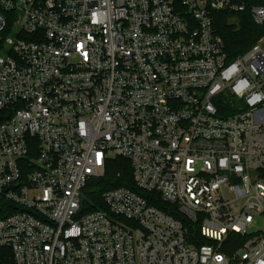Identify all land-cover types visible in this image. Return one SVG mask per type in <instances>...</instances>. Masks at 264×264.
<instances>
[{
    "label": "built area",
    "instance_id": "1",
    "mask_svg": "<svg viewBox=\"0 0 264 264\" xmlns=\"http://www.w3.org/2000/svg\"><path fill=\"white\" fill-rule=\"evenodd\" d=\"M246 6L0 0L2 261L264 264V46L215 29ZM115 158L167 211L126 187L85 211Z\"/></svg>",
    "mask_w": 264,
    "mask_h": 264
},
{
    "label": "trees",
    "instance_id": "2",
    "mask_svg": "<svg viewBox=\"0 0 264 264\" xmlns=\"http://www.w3.org/2000/svg\"><path fill=\"white\" fill-rule=\"evenodd\" d=\"M247 11L234 16L228 12L215 14V29L222 37L226 51L230 59H235L250 49L264 37V24L257 25L250 13L253 7L264 6V0H244ZM236 22H235V21ZM133 169L131 163L123 158H115L107 165V171L103 178L95 179L84 190L83 202L85 211H96L104 208L102 204V194L106 190L118 187L129 188L138 194L146 197L152 206H156L167 211L164 202L156 194L151 195L140 192L134 184ZM4 250H0V258ZM0 264L6 262L0 259Z\"/></svg>",
    "mask_w": 264,
    "mask_h": 264
},
{
    "label": "rangeland",
    "instance_id": "3",
    "mask_svg": "<svg viewBox=\"0 0 264 264\" xmlns=\"http://www.w3.org/2000/svg\"><path fill=\"white\" fill-rule=\"evenodd\" d=\"M257 44H262L264 46V37Z\"/></svg>",
    "mask_w": 264,
    "mask_h": 264
}]
</instances>
